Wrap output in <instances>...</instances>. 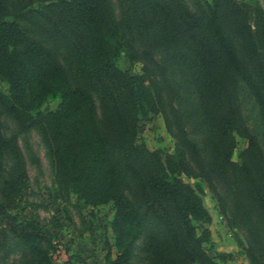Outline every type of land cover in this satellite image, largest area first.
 I'll list each match as a JSON object with an SVG mask.
<instances>
[{"label":"trees","instance_id":"16d2710c","mask_svg":"<svg viewBox=\"0 0 264 264\" xmlns=\"http://www.w3.org/2000/svg\"><path fill=\"white\" fill-rule=\"evenodd\" d=\"M29 1L42 3L37 12L70 49L83 83L73 85L57 55L9 19L6 0H0V82L7 85L6 90L0 88V105L21 130L39 129L61 182L78 200L94 206L112 203L116 254L107 255L106 264H135L131 253L147 230V217L161 227L163 236H146L144 247L152 255L146 264H217L202 247L208 230L202 229L205 237L197 234L198 224L210 220L209 213L195 189L180 177L195 175V168L202 167L197 146L184 132L175 151L163 158L161 151L135 144L137 120L162 112L164 102L148 68L131 74L117 65L126 49L134 56L123 27L133 20L143 22L142 12H148L160 24L159 44L173 52L181 45L188 52L183 54L199 72L205 101L213 107L210 126L223 160L235 147L234 134L246 140L243 161L235 169L241 171L264 222V155L234 99L235 83L241 81L264 114V8L242 0H201L200 10L194 12L184 0H120L125 18L120 20L111 0ZM227 27L240 40L248 67L240 61ZM144 54L152 60L147 50ZM87 84L110 110L111 141L100 131ZM56 100V108L42 107ZM0 148L12 161L0 186L4 228L28 248L36 264H54L49 229L15 214L27 191L16 137L0 132ZM115 151L137 184L144 215L122 194L123 172Z\"/></svg>","mask_w":264,"mask_h":264},{"label":"rangeland","instance_id":"374dc122","mask_svg":"<svg viewBox=\"0 0 264 264\" xmlns=\"http://www.w3.org/2000/svg\"><path fill=\"white\" fill-rule=\"evenodd\" d=\"M111 1L117 17L125 20L120 0ZM242 1L256 2L264 8L263 0ZM125 3L122 6H126ZM184 3L194 12H198L202 4L201 0H184ZM41 5L29 0H6L8 18L57 55L73 85L82 84L83 78L70 49L37 12ZM142 16L143 22L133 20L123 27L134 56L129 57L126 49L117 65L131 74L143 73V68H148L151 78L161 87L164 109L137 120L135 144L144 145L150 151L159 150L163 158L166 153L175 151L184 132L197 146L202 162L201 168H195L190 161L195 175L181 174L180 177L195 189L209 213L210 220L198 224L197 230L202 237H205L203 233L207 235L202 229L208 230V237L202 244L205 253L217 264H264V222L248 194L241 171L235 169V165L243 161L246 140L234 134L235 147L229 159L223 160L210 126L213 107L209 109L210 103L205 101L199 72L183 54L188 52L181 45L173 52L159 44L160 24L148 12H142ZM227 32L240 61L248 67L240 40L229 27ZM146 50L152 60L145 56ZM86 86L97 109L100 131L111 141L113 119L110 110L92 87ZM0 88L6 90L7 85L0 82ZM234 99H237L245 125L256 136L264 155V114L241 81L235 83ZM57 104L58 100L49 101L42 107L54 109ZM0 132L4 137H16L26 166L27 191L15 214L20 220L34 218L49 229L54 264H106L107 255L114 258L112 203L94 206L78 200L61 182L39 129L32 126L21 130L15 118L1 105ZM114 156L123 172L122 194L139 214L144 215L145 206L135 180L124 169L120 152L115 151ZM187 158L190 159L188 155ZM11 167L9 154L0 148V186ZM6 222L0 217V264H36V258L28 248L4 228ZM147 224L146 232L133 246L130 261L135 264L151 261L152 255L144 247L146 236L153 233L163 236L161 227L152 218L147 217ZM44 246L49 248L47 244Z\"/></svg>","mask_w":264,"mask_h":264}]
</instances>
